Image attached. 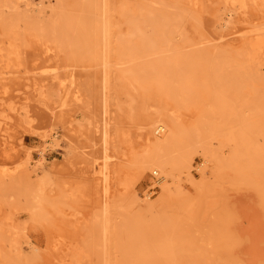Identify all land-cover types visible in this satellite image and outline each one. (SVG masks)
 Returning <instances> with one entry per match:
<instances>
[{
	"label": "rangeland",
	"instance_id": "obj_1",
	"mask_svg": "<svg viewBox=\"0 0 264 264\" xmlns=\"http://www.w3.org/2000/svg\"><path fill=\"white\" fill-rule=\"evenodd\" d=\"M5 1L0 0V264H103L105 245L95 222L106 206L117 215L127 196L121 181H133L130 189L141 200L152 187L150 171L133 179L129 161L154 116L182 125L200 121L203 128L213 129L209 145L220 154L228 152L225 135L211 123H220L213 112L211 76L193 72L176 90L173 81L137 72L141 65L123 56L118 42L128 33L129 19L148 7L178 15V49L173 54L197 60L238 59L263 78L258 86L263 94L264 46L252 60L244 52L250 54L249 39L263 30L257 28L264 26V0H245L244 6L231 0H30L27 6L22 0L19 10L31 18L19 20L17 35L10 29L11 8ZM62 12L69 19L82 17L87 27L93 12L107 22L94 25L93 49L45 30L51 21L62 20L55 18ZM12 45L19 49L18 66L9 53ZM104 124L112 156L107 180L92 165L94 156L100 163L104 157ZM53 130L58 141L45 149L43 164L35 169L20 163L26 151L37 158V149L45 144L42 134ZM5 138L12 150L5 148ZM257 143L264 145V139L258 137ZM13 151L21 158L15 159ZM206 174L211 180L212 174ZM22 177L32 181L35 192L11 186ZM235 187L221 182V197L215 192L216 199L233 201L244 190ZM188 191L201 201L208 192L193 187Z\"/></svg>",
	"mask_w": 264,
	"mask_h": 264
},
{
	"label": "bare ground",
	"instance_id": "obj_2",
	"mask_svg": "<svg viewBox=\"0 0 264 264\" xmlns=\"http://www.w3.org/2000/svg\"><path fill=\"white\" fill-rule=\"evenodd\" d=\"M21 1H5L11 8L10 29L15 35L20 33L19 20L31 18L24 10H19ZM231 1L243 6L246 3L245 0ZM31 3L26 0L25 5ZM81 3L90 4L91 0H81ZM142 9L129 19L128 33L118 38L122 55L138 61L141 68L137 72L164 82L173 81L176 90L193 72L210 75L214 88L213 112L220 121L211 123L225 135L228 152L220 154L209 145L213 129L203 128L200 121L182 125L161 114L154 116L129 161L133 166V179L150 171L152 187L144 192L145 198L141 200L138 193L130 189L133 181H121L127 196L121 201L117 215L113 217L106 206L95 222L105 245L103 264H264V145L257 143L258 137L264 139V92L258 91L263 78L238 59L229 61L218 56L216 60H197L188 59L183 53L176 56L173 52L178 49L174 42L178 15L149 7ZM38 11H43L41 5ZM62 13L55 17L62 20L51 21L45 30L73 39L85 50L93 49L97 45L95 36L92 37V30H96L94 25L107 26V22L93 12L91 25L87 27L82 17L69 19L67 13ZM257 29L263 30L249 39L250 54L244 52L247 60H252L253 54L264 46V26ZM9 53L18 66L19 49L12 45ZM103 129L104 157L100 163L99 157L94 156L92 165L99 176L107 180L112 156L107 153L110 141L105 124ZM56 133L53 130L42 134L45 144L37 149L38 157L26 151V158L20 163L31 164L35 169L40 167L45 160V149L58 141ZM4 143L5 148L13 149L6 138ZM13 154L15 159L22 156L19 151ZM206 172L212 174L211 180ZM9 174L6 169L4 175ZM22 179L11 181V186H25L23 190L27 189L28 194L35 192L32 181L27 177ZM221 182L244 190L238 192L233 201L225 203L216 199L218 195L221 197L218 190ZM157 187L158 195L149 199ZM189 187L208 192L202 195V201L195 200L189 195Z\"/></svg>",
	"mask_w": 264,
	"mask_h": 264
}]
</instances>
